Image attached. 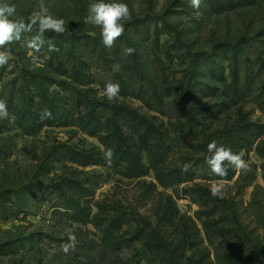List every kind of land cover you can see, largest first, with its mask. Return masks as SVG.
Wrapping results in <instances>:
<instances>
[{"label":"rangeland","instance_id":"obj_1","mask_svg":"<svg viewBox=\"0 0 264 264\" xmlns=\"http://www.w3.org/2000/svg\"><path fill=\"white\" fill-rule=\"evenodd\" d=\"M0 2L14 4L17 16L27 19L40 0ZM44 2L65 20L66 31L100 33L84 23L90 0ZM120 2L131 10L122 21L124 55L143 48L148 86L137 66L121 64V87L128 88L114 101L103 96L110 78L104 85L62 82L47 45L33 64L25 41L35 29L6 46L12 58L0 68V100L10 118L0 119V211L14 200L21 210L0 218V246L10 249L0 264H264V134L251 136L243 148L230 147L245 153L246 170L227 180H186L188 159L203 149L182 144L184 125L137 96L141 83L172 106L189 90L204 132L257 131L264 114L234 77L253 76L258 92L264 0H202L199 15L190 0ZM47 33L46 40L70 48V34ZM51 71L59 80L43 85L45 95L40 83ZM170 140L173 149L159 162L158 148ZM61 180L64 196L52 188ZM213 184L225 186L219 196L211 195ZM23 185L32 187L12 192ZM70 234L75 248L64 254Z\"/></svg>","mask_w":264,"mask_h":264},{"label":"trees","instance_id":"obj_2","mask_svg":"<svg viewBox=\"0 0 264 264\" xmlns=\"http://www.w3.org/2000/svg\"><path fill=\"white\" fill-rule=\"evenodd\" d=\"M66 33L70 34L71 36H68L73 38L70 43V48L65 50L55 44L59 51L52 52V56L54 57L53 61L56 63V69L59 72L60 78L63 79L62 82H64L67 86H83L90 84L95 80L98 82L101 81L104 85L106 82L105 78H110L111 82L118 83L120 85V91H124L128 88V86L121 87L123 84L120 79L121 75H119V69L121 64L125 63L126 65L133 64V66H137L139 74H141L142 78L144 77V83L147 85L148 74L146 73L145 65L142 64L141 55L143 48L141 46L134 47V52L132 54L129 56L124 55L126 46L125 43H127L128 36L125 37L122 35L116 40L113 47L109 49L102 43L100 33L95 34L94 36L88 34L84 36L85 32L77 33L74 31H66ZM46 34L50 35L51 33ZM60 45L62 44L60 43ZM124 77L128 80L132 79L134 81L131 77ZM234 79L237 82H241L243 86L242 95L253 102L264 114V77L260 83L257 93H255L253 76L240 72L237 73V76H235ZM55 80L59 79L54 73H52V71L46 72L45 78L42 80L40 85H44L46 87V83H54ZM45 87V95H48L47 88ZM137 92V96L143 98L144 104L148 109H152L160 114H169L184 125L185 131L180 137L182 144H185L188 148H195V146L199 145L203 149L202 154L188 159L187 171L185 170L187 177L186 180L194 178H201L204 180L218 178L227 180L232 178L235 170L231 168H229L227 176L223 178L216 177L211 174L210 169L205 163V158L209 155L207 152V144L210 141L215 140L218 145L222 144L226 147L243 148L250 143L248 139L251 138V136L256 138L259 133L264 134V124L261 125L257 131L253 127L245 129L246 136L237 135L233 131L213 133L204 132L201 127L202 123L200 114L197 111V106L195 105L191 91L189 90L184 95L177 98L172 106H166L163 102L162 95L155 92L152 87H146L144 84L142 85L140 83L139 86H137ZM83 97L86 98L85 96ZM172 149L173 143L171 140L167 141L165 146L158 148V161L163 162L166 159L163 158V156L165 154H170ZM30 187L32 186L23 185L18 188L17 191L12 189V192L16 194L17 192L23 189L25 190L26 188L29 189ZM52 188L55 192L60 193L62 196L67 193L65 191V180L55 183ZM12 203L13 205L11 204L8 208L4 207L3 210L0 211V218L7 219L8 216H16L17 211L21 210L20 203L15 202V200L14 202L12 201ZM1 207L3 206L0 204V208ZM61 207L69 211L73 208L68 205ZM228 234H233L234 237L237 236V233L232 231V229ZM239 240L242 244H246L243 235L240 236ZM9 250V247H6V245H1L0 255L9 252Z\"/></svg>","mask_w":264,"mask_h":264},{"label":"clouds","instance_id":"obj_3","mask_svg":"<svg viewBox=\"0 0 264 264\" xmlns=\"http://www.w3.org/2000/svg\"><path fill=\"white\" fill-rule=\"evenodd\" d=\"M202 0H190V5L197 10L199 15ZM87 14L84 17V23L93 25L100 30L102 43L106 48H112L116 40L119 39L124 32V24L131 17V10L128 4L120 2V0H90L87 7ZM35 33L25 41V47L30 50L29 55L33 64L39 61L36 55L47 45L49 52H56L59 49L53 41L45 39V33L53 32L62 35L66 32V22L62 18H58L49 12L48 6L44 0H40L39 10L34 12L27 19L17 16L16 6L7 2H0V68L9 64L12 58L11 51L6 47L14 42H19L25 33ZM128 54H132L134 49H127ZM120 92V85L114 82H107L104 85L103 96L107 101H114ZM46 116H50V112H45ZM7 103L0 100V119H9ZM207 152L209 155L205 158V163L216 177H226L229 168L234 170H246L249 167L248 161L244 159L243 151L233 152L230 147L222 144L218 145L215 140L207 144ZM227 165V166H226ZM187 171V169H185ZM224 185L213 184L210 188L212 196H219L224 189ZM76 236L70 234L68 242L61 245L64 254H68L74 250Z\"/></svg>","mask_w":264,"mask_h":264}]
</instances>
